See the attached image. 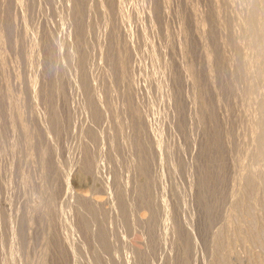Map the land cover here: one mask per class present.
Masks as SVG:
<instances>
[{
	"label": "rangeland",
	"instance_id": "obj_1",
	"mask_svg": "<svg viewBox=\"0 0 264 264\" xmlns=\"http://www.w3.org/2000/svg\"><path fill=\"white\" fill-rule=\"evenodd\" d=\"M226 3L0 0V263L264 264V83Z\"/></svg>",
	"mask_w": 264,
	"mask_h": 264
},
{
	"label": "bare ground",
	"instance_id": "obj_2",
	"mask_svg": "<svg viewBox=\"0 0 264 264\" xmlns=\"http://www.w3.org/2000/svg\"><path fill=\"white\" fill-rule=\"evenodd\" d=\"M90 1H91V0H90ZM224 1H225V0H223V3H224ZM234 1H235V0H234ZM234 1H232L233 3H230V0H229V3H230V4H233V6H234V4H235ZM247 1H248V0H247ZM247 1H246V2H247ZM92 2H94V1H92ZM217 2H218V1H217ZM238 2H239V0H238ZM242 2H245V1L242 0ZM246 2H245V4H244V3H243V4H242V3L239 4V3H237V1H236V4H239V5H242V6H243V5L247 6L246 8H245V6H244L245 10L248 8V11H244L245 13L247 12L246 15H245V13H243V9H241V11H239L237 8H235V6L238 7L237 5L234 6V9H237L239 14H240V12H241V13H243V14L246 16V19H245L246 21H245V22H246V26H247V27H246V35H245V36H247V37L249 38L248 41H249V43H251L250 47L252 48V49L250 48L248 51H250V50L253 51V50H254L255 55H254V57H253V56H251L252 54H250V53H246V52H244V51H243V52H244V54H245V57H246L248 54H250V57H251L252 59L250 58V59H251V62H248V63H249L250 65H253V66L255 65L256 68H254V70H255V69L257 70V72H255V75L258 73V75H256V77L258 76L257 78H255V77L252 75V76L255 78V79L252 80V81H253L252 83H254V80H255V84H254V85H259V86H261V84L264 83V8L262 9V7H263L262 4L264 3V0H253V1L250 2V3L248 2L249 6L246 5ZM85 3H86V2H85ZM98 3H99V2H98ZM121 3H122V2H121ZM229 3H226V5L229 4ZM92 4H93V3H92ZM216 4H217V3H216ZM94 5H95V4H94ZM136 5H137V4H136ZM136 5H135V6H136ZM224 5H225V4H224ZM87 6H88V5H87ZM87 6H86V7H87ZM118 6H119V5H118ZM233 6L230 5V7H233ZM123 7H125V6H123ZM138 7H139V6H138ZM219 7H220V6H219ZM223 7H225V6H223ZM227 7H228V5H227ZM230 7H229V8H230ZM240 7H241V6H240ZM132 8L134 9V6H133ZM148 8H149V7H148ZM217 8H218V7H217ZM229 8H228V10H229ZM90 9H91V8H90ZM120 9H121V8H120ZM122 9H123V8H122ZM224 9L226 10V7H225ZM126 10H127V9H126ZM134 10H135V9H134ZM231 10H232V9H231ZM237 10H236V11H237ZM123 11H124V13H125V8H124ZM128 11H129V10H128ZM132 11H133V10L131 9V12H132ZM232 11H233V10H232ZM232 11H231V12H232ZM262 11H263V12H262ZM119 12H121V10H120ZM126 12H127V11H126ZM138 12H139V11H138ZM228 12H230V11H228ZM231 12H230V13H231ZM233 12H234V11H233ZM94 13H95V12H94ZM124 13H123V14H124ZM132 13H133V12H132ZM132 13H131V15H133V16L136 14V13H135V14H134V13L132 14ZM238 13H237V14H238ZM126 14H127V13H126ZM237 14H236V15H237ZM116 15H117V14H116ZM128 15H130V14L128 13L127 16H128ZM231 15H233V14H231ZM244 15H243V16H244ZM97 16H98V15H97ZM120 16L122 17V15H120ZM123 16L126 18L125 15H123ZM137 16H138V15H137ZM240 16L242 17V14H241ZM240 16H238V17L240 18ZM100 17H101V15H100ZM104 17H105V16H104ZM131 17H132V16H131ZM131 17H130V18H131ZM134 17H135V16H134ZM134 17H133V18H134ZM228 17H229V15H228ZM231 17H232V16H231ZM233 17H235V15H234ZM122 18H123V17H122ZM128 18H129V17H128ZM104 19H105V18H104ZM137 19H138V18H137ZM137 19H136V17H135V19H132V20L134 21V20H137ZM230 19H231V18H230ZM235 19H236V18H235ZM241 19H244V17H242ZM123 20H124V19H123ZM126 20H127V18H126ZM126 20H125V21H126ZM130 20H131V19H130ZM224 20H225V19H224ZM237 20H238V19H237ZM120 21H121V20H120ZM137 21H138V20H137ZM230 21H231V20H230ZM232 21H234V20H232ZM239 21H240V20H239ZM121 22H122V21H121ZM131 22H132V21H131ZM131 22L129 21V23H131ZM125 23L127 24L128 22L126 21ZM132 23H133V22H132ZM134 23H135V22H134ZM134 23H133V24H134ZM231 23H232V22H231ZM235 23L237 24L236 21H235ZM239 23L242 24V22H239ZM239 23H238V24H239ZM93 24H94V23H93ZM133 24H132V25H133ZM94 26H95V25H94ZM236 26H237V25H236ZM236 26H235V28H236ZM240 26H241V25H240ZM240 26H239V27H240ZM242 26H244V25H242ZM131 27H132V26H131ZM237 27H238V26H237ZM127 28H128V27H127ZM127 28H126V29H127ZM238 29H239V28H238ZM244 29H245V28H244ZM233 30H234V33H235V32H236L235 29H233ZM236 30H237V29H236ZM237 31H238V30H237ZM130 32H131V31H130ZM239 32H240V29H239V31H238L237 33H239ZM230 33H231V32H230ZM234 33H233V34H234ZM237 33H235V34L237 35ZM145 34H146V33H145ZM235 34H234V37L236 36ZM131 35H133V34H131ZM148 35H149V33H148ZM155 35H156V34H155ZM241 35L244 36L243 33L239 34V36H241ZM125 36H126V35H125ZM225 36H226V35H225ZM243 36H241V38H242ZM227 37H228V35H227ZM234 37H233V38H234ZM237 37H238V36H236L235 38L237 39ZM235 38H234V39H235ZM128 39H129V38H128ZM231 39H232V38H231ZM236 39H235V40H236ZM235 40H234V41H235ZM250 40H251V42H250ZM137 41H138V40H137ZM137 41H136V43H137ZM234 41H233V42H234ZM236 41H237V40H236ZM238 41H241V42H242L243 40H242V39L240 40V38H239ZM245 41H246V42H244V43H242V44L239 43V44L243 45V44H245V43H248L247 40H245ZM138 42H139V41H138ZM223 43H224V42H223ZM237 43H238V42H237ZM237 43H236V44H237ZM124 45H125V44H124ZM234 45H235V43H234ZM237 45H238V44H237ZM237 45H236V47H237ZM226 46H227V44H226ZM228 46H229V45H228ZM244 46H245V45H244ZM246 46H247V45H246ZM246 46H245V48H246ZM145 47H146V46H145ZM233 47H234V46H233ZM236 47H235V48H236ZM248 47H249V46H248ZM248 47H247V48H248ZM147 48H149V47H147ZM235 48H234V50H235ZM239 48H241V49H240L241 52H242L243 49H245L244 47L242 48L241 46H238L237 49H236V51H237V50L239 51ZM247 48H246V49H247ZM149 49H150V48H149ZM231 49H232V48H230V50H231ZM150 50H151V49H150ZM236 51H235L234 54L237 56V52H236ZM121 52H122V51H121ZM138 52H139V51H138ZM147 52H148V51H147ZM239 52H240V51H239ZM140 53H142V52L140 51ZM143 53H144V52H143ZM151 53L153 54L154 52H151ZM228 53H229V52H228ZM121 54H122V53H121ZM123 54H124V52H123ZM242 54H243V53H242ZM242 54H241V55H242ZM246 54H247V55H246ZM138 55H139V54H138ZM229 55L231 56V54H229ZM232 55H233V54H232ZM239 55H240V54H239ZM121 56H122V55H121ZM140 57H141V56H140ZM142 57H143V56H142ZM155 57H156V56H155ZM242 57H244V55L241 56V59H242ZM247 57H248V56H247ZM127 58H128V57H127ZM159 58H160V57H159ZM231 58H232V57H231ZM233 58H234V57H233ZM237 58H238V56H237ZM248 58H249V57H248ZM124 59H125V58H124ZM135 59H136V58H135ZM140 59H141V58H140ZM238 59H239V61H241L240 58H238ZM245 59L247 60V58H245ZM138 60H139V59H138ZM242 60H244V58H243ZM246 60H244V61H246ZM122 61H123V59H122ZM139 61H140V60H139ZM149 61H150V60H149ZM154 61H155V60H154ZM235 61H236V60H235ZM248 61H249V59H248ZM237 62H238V61H237ZM241 62L243 63V61H241ZM123 63H124V62H123ZM142 63H143V62H142ZM150 63H151V62H150ZM155 63H156V62H155ZM234 63H235V62H234ZM238 63H239V66H240L241 63H240V62H238ZM244 63H246V62H244ZM248 63H247V65L244 64V66H246V68H247V66L249 65ZM139 64H140V63H139ZM148 64H149V62H148ZM229 64H230V63H229ZM231 64H232V63H231ZM235 64H237V63H235ZM153 65H154V64H153ZM241 65H242V64H241ZM250 65H249V66H250ZM139 66H140V65H139ZM229 66H230V65H229ZM232 66H233V65H232ZM242 66H243V65H242ZM129 67H130V65H129ZM140 67H141V66H140ZM143 67H144V66H143ZM143 67H142V68H143ZM142 68H141V69H142ZM146 68H147V67H146ZM246 68H245V69H246ZM249 68L253 69L252 66L249 67ZM129 69H131V68H129ZM138 69H139V68H138ZM148 69H149V68H148ZM240 69H243V67H240ZM251 69H248V70L250 71ZM133 71H134V70H133ZM242 71H244V69H243ZM242 71H241V73H242ZM247 72H248V71H247ZM125 73H126V72H125ZM156 73H157V72H156ZM236 73H237V72H236ZM248 73H249V72H248ZM248 73L245 72V75L248 74ZM143 74H144V73H143ZM238 74H239V71H238ZM243 74H244V73H243ZM251 74H252V71H251ZM126 75H127V74H126ZM129 75H130V74H129ZM233 75H234V73H233ZM246 76H248V75H246ZM155 77H156V76H155ZM155 77H154V78H155ZM249 77H251L250 74H249ZM142 78H143V77H142ZM238 78H239V77H238ZM240 78H241V77H240ZM245 78H246V77H245ZM134 79H135V78H134ZM242 79H243V77H242ZM242 79H239V80H242ZM246 79H248V78H246ZM246 79H244V80H246ZM250 79H252V78H250ZM126 80H127V79H126ZM248 80H249V79H248ZM248 80H246V82H248ZM136 81H137V80H136ZM146 81H147V80H146ZM160 81H161V80H160ZM237 81H238V80H237ZM237 81H236V82H237ZM242 81H243V80H242ZM250 81H251V80H250ZM134 82H135V81H134ZM141 82H142V81H141ZM233 82H234V81H233ZM240 82H241V81H240ZM243 82H244V81H243ZM246 82H245V83H246ZM238 83H239V82H238ZM245 83H243V84H245ZM249 83H250V82H249ZM249 83H248V84H249ZM133 84L135 85V83H133ZM146 84H147V83H146ZM243 84H242V85H243ZM250 84H251V83H250ZM250 84H249V85H250ZM262 85H264V84H262ZM137 86H138V85H137ZM247 86H248V85H247ZM251 86H252V84L250 85V87H251ZM259 86H257V87H259ZM131 87H132V85H131ZM248 87H249V86H248ZM253 87H254V86H253ZM262 87H264V86H262ZM262 87H261V88H262ZM133 88H134V87H133ZM239 88H240V87H239ZM261 88H260V89H261ZM141 89H143V88H141ZM258 89H259V88H258ZM258 89H256V91H257ZM260 89H259V90H260ZM235 90L237 91V89H235ZM239 90H240V89H239ZM253 90H254V92H255V88H254ZM253 90H252V91H253ZM259 90H258V91H259ZM141 91H142V90H141ZM144 91H145V90H144ZM263 91H264L263 89L260 90V92H263ZM147 92H148V91H147ZM242 92H244V91L241 90V93H242ZM260 92H259V93H258V92H257V93L255 92V93L259 95ZM234 93H235V92H234ZM246 93H247V92H246ZM246 93H244V94H246ZM235 94H236V93H235ZM242 94H243V93H242ZM261 94H262V93H261ZM127 95H128V94H127ZM246 95H248V93H247ZM262 95H264V94H262ZM130 96H131V95H130ZM134 96H135V95H134ZM241 96H242V95H241ZM249 96H250V95H249ZM251 96H252V95H251ZM251 96H250V97H251ZM253 96H254V95H253ZM255 96H256V95H255ZM244 97H245V95H244ZM244 97H241V98L244 99ZM247 97H248V96H247ZM257 97H258V96H257ZM259 97H260V96H259ZM262 97H263V99H261V102H262L261 105L259 104V102H258V103L256 102L257 104H259V105L261 106V112H260V116H259V118H258L259 121H258V123H257V122L254 121V120H255V119H254L253 122H255V127H257V129H259V131H256V132H258V135H257V139H255V140H257V141H256V142H257V149H256V150H258V152L256 153V154H257L256 158L258 159V161H260V163L262 162V164H263V168H264V96H262ZM236 98H237V97H236ZM248 98H249V97H248ZM248 98H246V100H248ZM252 98H254V99H250V100H254V101H256V100H255V97H252ZM257 99H258V98H257ZM250 100H249V101H250ZM238 101H239V100H238ZM258 101H259V99H258ZM247 102H248V101H247ZM247 102L244 104V106H246V104L249 103V102H248V103H247ZM251 102H252V101H251ZM240 104H241V103H240ZM242 104H243V103H242ZM254 104H255V103H254ZM249 105H251V104L249 103ZM252 105H253V102H252ZM259 105H258V107L260 108ZM247 106H248V105H247ZM253 106H254V105H253ZM250 107H252V106H250ZM255 107H256V106H255ZM140 108H141V107H140ZM240 108H241V107H240ZM248 108H249V106H248ZM248 108H247V109H248ZM259 108H258V109H259ZM142 109H143V108H142ZM146 109H147V108H146ZM242 109H243V108H242ZM253 109H255V108H253ZM137 110H138V109H137ZM147 110H148V109H147ZM248 110H250V108H249ZM251 110H252V109H251ZM251 110L248 111V113L251 112ZM256 110H257V109H256ZM148 111H149V110H148ZM241 111H242V110H241ZM253 111H254V110H253ZM253 111H252V112H253ZM257 111H258V113H256V112H255V113H256V114H259V110H257ZM144 112H145V111H144ZM243 112L246 113V111H244V110H243ZM136 113H137V112H136ZM238 113H239V112H238ZM145 114H146V113H145ZM242 114H243V113H242ZM253 114H254V112H253ZM253 114H252L251 116H254V117H255L256 114H255V115H253ZM244 115H245V114H243V116H244ZM245 116H246V115H245ZM248 116L250 117V115H248ZM245 118H246V117H245ZM251 118H252V117H251ZM255 118H257V117H255ZM246 119H247V118H246ZM249 120H250V119H249ZM251 120H252V119H251ZM247 123H248V122H247ZM249 123L251 124V122H249ZM239 124H241V123H239ZM245 124H246V123H245ZM256 124H258V125L256 126ZM242 125H243V124H242ZM248 125H249V124H248ZM251 125H252V124H251ZM253 126H254V123H253ZM241 127H242V126H241ZM243 127L246 128L247 125H246V126H243ZM249 127H250V126H249ZM249 127H248V128H249ZM250 128H251V127H250ZM250 128H249V129H250ZM255 129H256V128H255ZM255 129H254V130H255ZM257 129H256V130H257ZM251 130L253 131V128H252ZM124 131H125V130H124ZM244 132H245V131H244ZM253 133H254V131H253ZM248 134H249V133H248ZM255 134H256V133H255ZM245 135H246V134H245ZM243 136H244V135H243ZM246 136H247V135H246ZM249 136H250V135H249ZM247 137H248V136H247ZM251 137H252V139L254 138L253 136H251ZM251 137H250V139H251ZM243 139H244V138H243ZM252 141H253V140H252ZM240 142H241V141H240ZM256 142H255V143H256ZM245 145H246V144H244L243 147H245ZM246 146H247V145H246ZM247 147H248V146H247ZM247 147H246V150H249V148L247 149ZM254 147H255V146H254ZM238 148H239V147H238ZM252 148H253V147H251V149H252ZM255 148H256V147H255ZM255 148H253V149H255ZM241 149H242V148H241ZM256 150H255V151H256ZM243 151H244V150H243ZM253 151H254V150H253ZM241 152H242V150H241ZM244 152H247V151H244ZM250 152L252 153V150H250ZM248 153H249V152H248ZM249 154H250V153H249ZM256 154H255V155H256ZM253 155H254V154H253ZM253 155H251V156H253ZM244 157H245V156H244ZM249 157H250V156H249ZM241 158H242V157H241ZM241 158H240V159H241ZM252 159H253V158H252ZM242 160H243V159H242ZM242 160H241V161H242ZM237 161H238V160H237ZM243 161H244V160H243ZM248 161H249V160H246V162H248ZM254 162H255V161H254ZM243 163H244V162H243ZM258 163H259V162H258ZM237 164H239V163L237 162ZM242 165H243V164H242ZM242 165H241V166H242ZM247 165H251V163L246 164L245 166H247ZM252 165H253V164H252ZM252 165H251V166H252ZM238 166H240V165H238ZM243 166H244V165H243ZM243 166H242V167H243ZM245 166H244V168H245ZM248 167H249V166H247V168H248ZM253 167H254V166H253ZM256 167H257V165H256ZM247 168H246V169H247ZM249 168H251V167H249ZM254 168H255V167H254ZM260 168H261V167H260ZM242 170H243V168H242ZM261 170H262V169H261ZM237 171H238V170H237ZM239 171H241V167H239ZM243 171H244V170H243ZM245 171H247V170H245ZM248 171H249V170H248ZM255 171H256V169H255ZM255 171H253V172H255ZM259 171H260V170H259ZM262 172H263V171H261L260 173H262ZM246 173H247V172H246ZM255 173H257V172H255ZM239 174H240V173H239ZM242 174H243V173H242ZM244 175H245V174H244ZM244 175H242V176H244ZM249 175H251L250 172H249ZM253 175H254V174H252V177H250V178H253ZM236 176H237V175H236ZM245 176H247V175H245ZM245 176H244V177H245ZM261 176H262V178H261L260 181H262L264 175H261ZM261 176H259V177H261ZM248 177H249V176H248ZM248 177H247V178H248ZM240 178H242V177H240ZM256 178H257V177H256ZM254 179H255V178H253V180H254ZM258 180H259V179H258ZM263 180H264V179H263ZM238 181H239V180H238ZM242 181H247V180L244 179V180H242ZM250 181L252 182V179H251ZM250 181H249V182H250ZM254 181H255V180H254ZM254 181H253V182H254ZM256 181H257V180H256ZM253 182H252V183H253ZM246 183H247V182H246ZM246 183L244 182V186H246ZM254 183H255V182H254ZM263 183H264V182H263ZM250 184H251V183H250ZM241 185H242V184H241ZM242 186H243V185H242ZM244 186H243V187H244ZM253 186H254V185H252V187H253ZM257 186H258V185H257ZM259 186H260V184H259ZM252 187H251V188H252ZM262 187H264L263 184H262ZM241 188H242V187H241ZM251 188H250V189H251ZM253 188H254V187H253ZM257 189H258V188H257ZM237 190H238V189H237ZM242 190H243V189H242ZM245 190H246V189H245ZM247 190H248V185H247ZM253 190H254V189H253ZM248 191H249V190H248ZM256 191H257V190H256ZM241 192H242V191H241ZM241 192H240V193H241ZM244 192H245V191H244ZM249 192H250V191H249ZM251 192H252V191H251ZM261 192H262V191H261ZM252 193H254V192H252ZM256 193H257V192H256ZM78 194H79V193H78ZM80 195H82V194H80ZM83 195H84V194H83ZM240 195H241V194H240ZM38 196H39V195H38ZM235 196H236V195H235ZM85 197H86V196H85ZM245 197H246V196H245ZM263 197H264V196H263ZM86 198H87V197H86ZM256 198H257V197H256ZM42 199H43V198H42ZM240 199H241V198H240ZM240 199H239V200H240ZM257 199H258V198H257ZM262 199H263V198H262ZM89 200H90V199H89ZM234 200H235V199H234ZM237 200H238V199H237ZM245 200H246V198H245ZM250 200H251V199H250ZM36 201H37V200H36ZM242 201H243V200H242ZM242 201H241V203H242ZM94 202H95L96 204H98V203H99V200H98V202H97V201H94ZM109 202H110V201H109ZM238 202H239V201H238ZM248 202H249V201H248ZM251 202H253V201H251ZM245 203H247V202L245 201ZM263 203H264V202H263ZM35 204H36V203H35ZM100 206H101V205H100ZM241 206H242V204L239 205L240 208H241ZM246 206H247L246 208H248V205H246ZM262 206H263V204H262ZM244 207H245V206H244ZM249 207H250V206H249ZM263 207H264V206H263ZM234 208H235V207H234ZM240 208H239V210H240ZM243 210H244V209H243ZM244 211H247V210H244ZM236 212H237V211H236ZM239 212H240V211H239ZM239 212H238V213H239ZM250 212H251V208L248 210V213H250ZM245 213L248 214L247 212H245ZM234 214H235V213H234ZM234 214H233V215H234ZM251 214H253V210H252V213H251ZM237 215H238V214H237ZM237 215H236L235 217H237ZM240 215H241V213H240ZM248 216H249V215H248ZM250 216H251V215H250ZM235 217H233V218H235ZM239 218H240V217H239ZM252 218H253V217H252ZM254 218H255V217H254ZM244 219H245V218H244ZM248 219H249V218H248ZM245 220H247V217H246ZM250 220H251V219H250ZM248 221H249V220H248ZM251 221H252V220H251ZM241 222H242V221H241ZM241 222H240V223H241ZM236 223H237V222H236ZM238 223H239V222H238ZM249 223H250V222H249ZM255 224H256V223H255ZM255 224H253V227H254ZM231 225H232V223H231ZM251 225H252V224H251ZM1 226H2V225H1ZM2 227H3V226H2ZM236 227H237V226H236ZM246 227H247V225H246ZM230 228H231V226H230ZM240 228H241V226L239 227V229H240ZM247 228H248V227H247ZM3 229H4V228H3ZM232 229H233V228H232ZM233 231H234V230H233ZM259 231H260V230H259ZM259 231H258V232H259ZM7 233H8V232H7ZM234 233H235V232H234ZM259 233L261 234L262 232H259ZM231 234H232V233H231ZM237 234H238V233H237ZM256 235H257V234H256ZM263 235H264V234H263ZM233 236H234V235H233ZM257 236H258V235H257ZM235 237H236V236H235ZM242 237H243V235H242ZM260 237H262V236H260ZM3 238H4V237H3ZM222 238H223V237H222ZM263 238H264V237H263ZM227 239H228V238H227ZM225 240H226V239H225ZM253 240H255V239H253ZM259 241H260V240H259ZM263 241H264V240H263ZM9 242H10V241H9ZM12 242H13V241H12ZM261 243H262V242H261ZM261 243H260V244H261ZM8 244H9V243H8ZM9 245H10V244H9ZM220 245H221V244H220ZM1 246H2V245H1ZM222 246H223V245H222ZM6 247H7V246H6ZM259 247H260V246H259ZM1 248H2V247H1ZM4 248H5V246H4ZM7 249H8V248H7ZM7 249H4V250H7ZM222 250H223V249H222ZM0 251H1V250H0ZM8 251H10V250H8ZM12 253H13V252H12ZM226 253H227V252H226ZM217 254H218V252H217ZM221 254H222V253H221ZM0 256H1V255H0ZM3 256H4V255H3ZM222 256H223V255H222ZM228 257H229V256H228ZM2 258H3V257H2ZM5 258H6V257H5ZM9 258H10V257H9ZM224 260H225V258H224ZM227 260H228V259H227ZM8 261H9V260H8ZM222 261H223V260H222ZM228 261H229V260H228ZM2 262H3V261H2ZM10 263H11V262H10ZM0 264H2V263H0Z\"/></svg>",
	"mask_w": 264,
	"mask_h": 264
}]
</instances>
